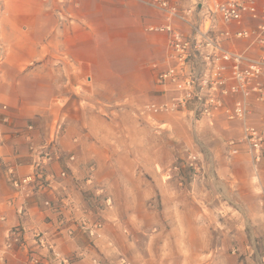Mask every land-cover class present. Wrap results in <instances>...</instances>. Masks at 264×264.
Here are the masks:
<instances>
[{
  "label": "crops",
  "instance_id": "obj_1",
  "mask_svg": "<svg viewBox=\"0 0 264 264\" xmlns=\"http://www.w3.org/2000/svg\"><path fill=\"white\" fill-rule=\"evenodd\" d=\"M147 1L4 0L0 117L7 116L9 122L0 125V264H27L29 253L50 258L42 264H61L51 260L50 249L35 244L33 233L37 230L47 232L53 252L79 255L84 247L80 238H68L70 224L62 219L66 214L59 210V204L73 195L72 181L81 175L77 164L96 162L101 168L96 174L116 170L108 168L121 156L124 120L160 128L167 125L161 119L165 116L190 122L183 115L139 112L143 106L160 103L171 95H162L156 87V76L166 67L167 38L146 32L147 26L161 22ZM259 106L253 102V107ZM2 107L7 110L2 111ZM220 120H226L223 113L199 124L214 125ZM52 142L59 159L38 174L33 169L36 155L30 147L39 150ZM71 155L76 163L67 162ZM263 164L264 151L257 174L264 173ZM9 167L18 178H45L39 180L45 186L31 185L26 196L15 193L8 181ZM61 171L67 172L66 178L59 177ZM49 175L55 179L47 185L44 181ZM180 216L170 219L174 228L168 234L184 237L186 224L176 223L196 222ZM190 226L195 228V224ZM15 229L22 231L23 245L5 252L6 238ZM104 234L99 242L102 254L111 249L105 241L110 236L108 228ZM263 248L264 243L246 245V262L264 264ZM71 264L87 263L78 259Z\"/></svg>",
  "mask_w": 264,
  "mask_h": 264
},
{
  "label": "rangeland",
  "instance_id": "obj_2",
  "mask_svg": "<svg viewBox=\"0 0 264 264\" xmlns=\"http://www.w3.org/2000/svg\"><path fill=\"white\" fill-rule=\"evenodd\" d=\"M256 24L251 21L242 26L254 28ZM230 45L238 52L246 50L254 59L261 53L256 43ZM256 81L264 92V75ZM259 96L251 94L249 121L264 135V96ZM235 98H226V106L231 107ZM256 101L259 107H253ZM161 119L167 123L161 128L124 120L121 156L108 168L116 169L113 172L96 174L101 168L93 161L77 164L81 175L72 181L73 195L58 208L70 224L68 238H80L84 249L73 256L52 253L51 260L63 259L67 264L78 259L87 264H250L245 260L246 245L264 243V173L251 172L243 150L229 154L227 142L241 136V126L226 120L195 125L172 116ZM189 155L197 157L192 165ZM74 158L67 162L76 163ZM180 215L196 222L176 223L186 224L184 237L168 234L174 228L170 219ZM84 224L90 228L100 224L97 236L91 238L82 229ZM107 228L110 236L105 241L111 249L102 254L99 242ZM32 256L28 254L27 264ZM35 256L40 264L50 259Z\"/></svg>",
  "mask_w": 264,
  "mask_h": 264
},
{
  "label": "built area",
  "instance_id": "obj_3",
  "mask_svg": "<svg viewBox=\"0 0 264 264\" xmlns=\"http://www.w3.org/2000/svg\"><path fill=\"white\" fill-rule=\"evenodd\" d=\"M3 3L4 0H0V18L3 15ZM146 5L161 17V22L147 26L146 32L163 34L167 38L166 67L157 74L156 87L162 95H171L160 103L143 106L140 114L183 115L196 125L223 113L227 121L241 126V136L227 142L230 155L235 156L243 150L254 173H257L262 160L264 135L249 121V99L252 92L260 94V99L264 96L263 88L256 81L264 75V0H149ZM251 21H257L254 28L242 26ZM235 41L256 43L261 51L260 56L254 59L246 51L228 49L226 44ZM4 57L5 51L0 43V65ZM232 96L237 98L231 107H227L225 100ZM1 110L6 111L7 108L2 107ZM8 122L7 116L0 117V125ZM31 129L28 127V130ZM30 151L36 155L33 169H37L38 174L51 161L59 159L54 142L39 150L30 147ZM188 158L191 165L197 160L195 155H189ZM74 160V156L68 157V161ZM13 169L9 167L7 173L15 193L26 196L31 191V185L45 186L39 182L45 178H18ZM65 176V171H61L59 177ZM46 178L44 182L47 185L55 179L53 175ZM100 228V224L93 228L84 224L82 229L94 238ZM33 240L39 248H48L58 256L48 244L45 232L35 231ZM21 245L22 231L15 229L8 234L4 250L13 251L15 246ZM28 264L40 262L34 255ZM93 264L100 263L93 261Z\"/></svg>",
  "mask_w": 264,
  "mask_h": 264
}]
</instances>
